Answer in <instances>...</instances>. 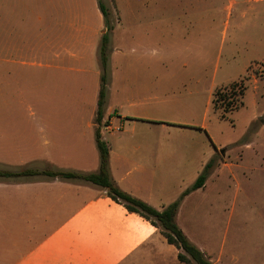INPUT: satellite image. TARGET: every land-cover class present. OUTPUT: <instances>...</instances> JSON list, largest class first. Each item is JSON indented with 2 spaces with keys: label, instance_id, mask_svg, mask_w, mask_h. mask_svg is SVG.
Segmentation results:
<instances>
[{
  "label": "rangeland",
  "instance_id": "rangeland-1",
  "mask_svg": "<svg viewBox=\"0 0 264 264\" xmlns=\"http://www.w3.org/2000/svg\"><path fill=\"white\" fill-rule=\"evenodd\" d=\"M105 4L110 29L96 0H0V136L17 134L26 119L89 116L103 74L105 113L124 116L130 112L120 105L154 97L139 105L137 125L215 154L204 187L191 195L193 215L184 210L181 225L216 264H264V0ZM105 33L104 71L90 46L98 48ZM69 42L81 52L75 69L39 65L53 64V50ZM241 78L232 96L237 107L220 117L213 93ZM104 136L109 145L113 136ZM15 161L12 152L8 161L0 157V170L20 171Z\"/></svg>",
  "mask_w": 264,
  "mask_h": 264
},
{
  "label": "crops",
  "instance_id": "crops-1",
  "mask_svg": "<svg viewBox=\"0 0 264 264\" xmlns=\"http://www.w3.org/2000/svg\"><path fill=\"white\" fill-rule=\"evenodd\" d=\"M66 46L59 53L53 50V64L39 65L75 69L72 65L81 56L79 44L69 42ZM90 47L98 52L97 44ZM134 47H140L139 42L131 45V53H135ZM133 64L126 63V72H132ZM98 90L99 85L97 95ZM156 100L150 97L120 105L118 109L130 112L124 116L113 108L105 113L104 106L100 122L96 121L97 101L87 117L23 120L21 133L0 136V157L8 161L12 152L16 158L12 165L21 170L93 173L98 170L100 156L96 134L105 142L106 133L113 136L108 145L109 172L116 185L161 210L181 196L215 154L210 150L208 159L197 145L180 138L174 142L158 139L137 125L139 105ZM124 117H129V122ZM203 187L185 195L176 213L178 226L200 250L180 220L184 210L193 215L191 195ZM186 203L191 206L185 208ZM178 252L159 228L91 183L47 176L0 181V264H188L178 260Z\"/></svg>",
  "mask_w": 264,
  "mask_h": 264
},
{
  "label": "trees",
  "instance_id": "trees-1",
  "mask_svg": "<svg viewBox=\"0 0 264 264\" xmlns=\"http://www.w3.org/2000/svg\"><path fill=\"white\" fill-rule=\"evenodd\" d=\"M105 1L107 0H96L98 10L104 19V24L110 29L109 10ZM108 1L112 4L114 3V0ZM107 45L108 34L105 33L102 35L98 50L100 62L104 71L107 65ZM242 80L243 79L241 78L239 82L231 83L228 92H220L219 90H216L213 93L211 104L214 110H221L219 113L220 117H224L225 113L230 112L237 107L236 101L238 98L233 99L232 96L235 94V88L240 85L242 86ZM106 90V76L103 74L100 77V85L97 95V122H100L103 117ZM243 93L244 92L241 89L238 91V95L242 96ZM96 144L100 155L99 167L96 172L80 173L61 170H38L26 168L20 171L0 170V179L5 178L14 181H27L31 176H47L91 183L106 190V194L112 200L121 203L129 212L138 213L152 225L159 228L166 241L169 244L174 245L179 250L177 255L179 261L188 264H216L188 239L176 222V213L181 199L191 191L203 187L211 169L213 168L214 159H210L205 164L195 181L183 191L177 200L167 206H164L161 210H157L148 205L146 202L124 192L116 185L109 172V147L103 140H101L99 133L96 134Z\"/></svg>",
  "mask_w": 264,
  "mask_h": 264
}]
</instances>
